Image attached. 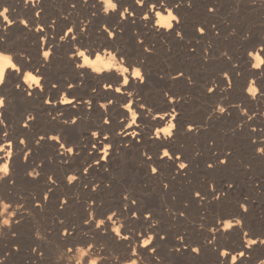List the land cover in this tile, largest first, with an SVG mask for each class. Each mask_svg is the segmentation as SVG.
<instances>
[{
  "label": "rangeland",
  "instance_id": "rangeland-1",
  "mask_svg": "<svg viewBox=\"0 0 264 264\" xmlns=\"http://www.w3.org/2000/svg\"><path fill=\"white\" fill-rule=\"evenodd\" d=\"M49 1L46 2V4H45V6L48 4V6L46 7L47 15H50V13L59 10V6L54 1L50 2L51 5H50ZM150 1L151 2H155L156 0H150ZM166 1L167 2L169 1L168 3L166 2L167 5L179 2V0H177V2H176V0H172V1L171 0H166ZM197 3H198V5H197ZM233 4L234 3L231 0H209V1L208 0H204V1L203 0H192L191 7L187 6L186 3L183 4L182 6H184V7H182V9H181V15L180 16L183 15L182 18L184 19V22L186 23L185 25L188 28H190L195 21L201 19L202 16H204L206 13L210 12L208 10L209 6H214L215 7V12L212 13L214 19L211 20V24H212V21H213L212 25H215V28H216V29L214 28L212 30L213 31V35L207 37V38H209V40L206 38L205 39L206 41L205 40H203L204 42L200 41L198 43V45H191V41L188 38L189 36H185L184 35V40L182 39L181 44H179V43H172L171 45L167 44V46L165 45L166 47L165 46L163 48L160 47L161 50L163 49L162 52H161V50L159 48H157L155 53L150 58V62H149V66L152 64L149 67V69L152 72V76L154 77V79H153L154 83H151V90L153 91V94L155 95V108L158 105H160V106L163 105V106H161V109L162 110L165 109V104L163 103V101L160 100V96L164 95L165 92H168V95L174 94L176 96L178 94L177 97H179V98H181V95L183 94L182 96L185 98V102L184 103L182 102L183 106L181 105L180 110H179L180 111V116L182 118L181 120L183 121V119H184L185 123L183 121L182 123H184V124H181V125L177 124V129L179 130L180 127H181L182 128L181 131L183 130V133H182V135L179 134L178 137H175V142H174L175 144L169 146L170 147L168 149V150H170L169 152H172V150H173L174 152L178 151V154H182V153L185 154V155L188 154L187 155L188 158H190V156L194 154V156L198 157L199 163L201 165H203L205 168L207 167L205 165H207L208 163H211V160L210 161H208V160L212 158V154L213 155H217V154L219 155V154H228V153H230L231 154L230 161H228V163L225 166L226 168H228L227 171L225 170L226 169L225 167L217 166L215 168L217 170L213 169V170H211L212 172L207 170L208 167L206 168L207 171L205 170V171L200 172L202 180H204V182L207 183L209 188H212L213 186L215 188H220L219 186H221V184L222 185H232L233 188H234L233 191L230 194H227V197L229 199L226 196H224V192L221 191L223 196H224V198L226 199V200L222 201L223 205L221 204L222 202L221 203L219 202L217 204H213L214 206L213 205H210V206L207 205L199 214V212L196 211L197 210L196 207H194V206L192 207L187 201L184 202L185 199L182 200L183 199V195H185V193H186V188L181 187L179 184L178 185L175 184L176 188L173 187L172 188L173 191L172 190L170 191L171 195H172V197L170 198L171 200L170 199L167 200L166 197L161 196L162 193L158 190V183L155 182V179H153V181L152 180L148 181V180H144L143 179V177L141 176V172H140V170L137 167V159H136L135 156L131 155V154H134V153L137 154L138 152L135 151L134 149L129 148L128 143H123V142H119L118 143V148L115 149V152H114V154H122L121 155L122 157L120 156L119 157L120 159H117V161L115 163V164H117V166H114V168H112L110 170L111 173L109 174L108 178L106 177L107 179L104 178V177L102 178L101 174L98 175V173H92V172L89 171L86 174L82 173L86 177L85 180H82L83 182L82 181H80L78 183L76 182L77 184H74V185L70 186V184H68L66 182L65 176H68L69 174H73V173L75 175H77V173H79V172L76 171L75 169L81 168V167H86V166H83L84 165V160L87 159V154H90L89 153L90 149H88L87 152L85 151V153H84L82 150H79V149L76 148L77 156H76L75 160L69 161V160H63V159L58 158V159H56V162H55V158L52 156V154L49 153V152H51V150H50L51 147L49 148V146H51L50 143H49V145H48V142H47V143H45L43 145L36 146L34 144V142L31 141L32 139H30L28 137H23V139L26 141L27 147L28 146L29 147L32 146L30 148L31 149L33 148V149H32V152L29 154V157H30L29 161H24L22 159V157H21V160H22V162L26 163L29 167L31 166V168H32V165L34 166L33 162H36L37 164H40L41 167L38 169V171L40 172L41 176H38V178L35 179V180H33L32 178H29V177H27L26 180H23V179L19 178L22 181L19 180V179H17V180L15 179L16 180L15 187H16V190L19 191V192L16 191V195L18 197H17V199L12 200V202L14 204L15 203L23 204L24 205V209H27V211L18 212L19 214L17 213L16 218H14V220L19 219V216L21 214L22 215L24 214L23 216L25 217V219L21 222L20 225H18V226L14 225L13 226L14 229H12V231H15L16 233H18V236L16 235L15 237H13L11 232H10L9 233V237H8V235L3 236L4 238L0 237V239L1 238L2 239L7 238L8 243H10V245L12 244L11 247H12V249L14 251V254H13L14 256H12L13 259L11 261L12 263H13V260H14V264H18V263L19 264L20 263L29 264V262H32L30 264H56L55 257H56V254H57V252H56V245L57 244H59L63 248H67L69 245H73V248H72L71 252L68 253V255L69 256H75L76 252H77L76 251L77 248H75V246L76 245H85V243L87 241H89V240L93 241L94 243L97 241L95 243L97 245V248L95 249L96 251L99 250V246L100 245H105V243L107 242L106 244L108 245V248L104 249V252H105L104 254H108V253H110V251L111 252L114 251V252H117V253H119L121 255V259L122 260L126 259L127 257H129L128 252L130 250H128V252H127V249H125L124 246H121V247L120 246H116L117 247L116 248L115 245L113 246L112 244H110L105 238H101L100 237V239H99L98 235L95 233L96 229H91L90 230V226L89 225L82 223V221L85 219L86 216H88V218H91L89 213H91L93 215H96L97 219H102V218H104V217H102L103 216L102 213H107V215H110L113 211H116V209H117L116 205H115L116 204V199H117L116 193L119 196H122L121 193L124 192L123 194L128 196L129 199H136L138 197L140 201L137 200V204L140 205L141 209H143L144 207L147 208L149 211H151V209H152L151 212L154 215V216H152V219H154V220L159 222V223H157L159 235L166 236V239H168V237H170L169 240H167V242L165 243L164 247L163 248L161 247L162 252H160L161 251L160 250L159 253L157 254L160 257H162V261L161 262H156V259H155V261L154 260L151 261L146 256V254H144V255L142 254L145 257V259L147 258V260L151 261V264H159V263L160 264H201L200 262H202L204 264H213V263H215L214 262L215 255L217 254V252L219 253L220 249L221 250L224 249V244H227L230 247L233 246L232 248L235 249L236 245H237V242H238V239H237V237L234 234H232L233 237L230 236V235H228V236H224L223 235V237H222V235L218 234V236H216V237L220 236L218 238V240L220 241L219 242L220 248L219 249H213V247L211 245H207L208 246L207 249L206 250H202V253L199 254L198 257H197V258H199L202 261L198 260L197 258H194V256H191L189 254L184 255L186 257L182 256L180 258V256H175V255H172V254L169 253V252L173 251V248H174V245H173V243L171 242L170 239L172 237H173L172 239H176L175 236H177V234L183 235L185 237V242L191 244V246H193V245L194 246H199L200 239H201V241L203 240V242H204V239H205V237L208 234V232L205 231L204 228H201L200 225L204 224L205 228L213 226V225H214V227H216V225H217L216 224V220L221 218L222 212L223 213H229L231 211V209H232V206H231V205H233L232 203L237 201V199L239 200L241 197L244 198L245 196H247L249 198H253L254 202L259 206V208L256 209V211H252L251 212V215H252L251 217L257 218V219H258V217L264 218V205H262V204H264V186H263L264 185V183H263L264 182V156L262 157L261 155L255 153V151H254L255 148H253L252 145H251L252 142H253L252 138H247L244 135H242V136L241 135H237L236 133L233 134V131L231 130V129L235 128L236 125L238 124V123L233 121V119L235 120V118H233V116H232V113L234 112V110H235V114H237L239 112L240 114H237V115H242L241 114V108H243L244 104L241 101H239L238 88H240V87H239V85L237 83L233 84L231 82L230 86L229 85L227 86V84L225 83L224 87H225L226 90H224V87L222 86L219 89V94L218 93H212L211 94V93L207 92V90H206L207 88H210V84L217 78L218 75H224L225 73L227 74L228 71L224 68V65L222 63L224 60H227V57H231V62H232V64L234 66H239V67H241V69H242V67H245V66H247L249 68V61H251V59L247 55V53H248L249 50H256L257 46H258V43H256L257 42L256 34L253 35V33H258V30L260 31V28H262V31L264 32V15L259 17L258 15L253 13L252 11L246 10L243 6H241V5L239 6L236 3H235V5H233ZM4 5H6V4H4ZM203 7H204V9H203ZM241 7H242L243 10L244 9L245 10L243 11L241 9ZM10 11H12V12L8 13V15L12 19H13L14 16L18 17L19 15H21V16H19L17 18L19 21H20V19H27L26 15L25 14H19L16 8H13V9L10 8ZM201 11H202V13H201ZM199 13H200V16H199ZM165 14H166V12H165ZM191 14H193V15H191ZM202 14H204V15H202ZM212 25H211V27H212ZM17 28H18V30H17ZM23 28H25V25H23L20 22H18L17 24H13L11 26V28L8 29L7 34L5 33L7 36L4 35L5 39H3L2 42H4L6 45L11 43L10 41L14 42V44H15L14 46L18 47V49H20V51H21V53L23 54L24 57L27 56L26 57L27 60H30L31 59V55L34 53L33 49L35 48V43H34L35 41L33 40L31 42V40H29L30 38L24 32ZM197 28L198 27H196V30H197ZM14 30H15V32L17 31V33H16L17 36L14 34L15 33ZM19 30H20V33H19ZM21 30H23V31H21ZM233 30H235V34H232ZM217 32L219 33L218 37H217L218 40H216V36H217L216 33ZM246 34H250L248 39H244L243 38ZM8 36H9V38H8ZM213 36H215V37H213ZM13 38H14V40H12ZM211 38H212V40H211ZM20 39L22 40V43H20L21 42ZM213 40H215V41H213ZM24 41H26V42H24ZM27 41H28V43H27ZM39 43H42V38L41 37L39 38ZM200 43H202V44H200ZM20 44H22V46H19ZM254 44H255V46H254ZM185 45H189V47L188 46L185 47ZM52 46H53V48H52ZM55 48H56V46L54 44H52L50 46L51 51H52V49H55ZM1 49L2 48H0V50ZM191 49H195V52H192ZM57 50H60V51H57ZM65 50H66V46H62V47H58V49H56V51H57L56 53L54 52L55 57L57 56V58H58L60 56V58H58V59L56 58L57 60L55 62L56 68H59L58 70L56 69V74H55L56 77L59 76L58 78H63V76L65 74H67L68 70H69V68H67L68 65L63 63L65 61V59L62 60V58H64V57H61L62 56L61 54ZM262 51L263 50L260 51V55L264 56V51L263 52ZM163 52H165V53H163ZM221 53H226L227 56L221 55ZM26 54H28V55H26ZM160 54H162V55H160ZM243 58H244L245 61H243ZM152 59H153V61H152ZM238 59H239V61H238ZM201 62H202V64H201ZM56 63H57V65H56ZM163 66H165V67H163ZM60 68H61V70H60ZM66 68L68 70H66ZM222 69H224V70H222ZM241 69H239V71H238L239 76L242 75V70ZM181 70L184 72L183 78H184V81L186 80V83L188 82V80L185 78V76L186 77L187 76H191L192 77L193 83H191V84L189 82L187 83L188 87L190 86L189 88L183 87L182 84H179L177 81H175V80L173 81V79H172V77H175V75L179 74L178 71L180 73H183ZM25 71H29V70H25ZM155 72H156V75H155ZM157 77H159V78L157 79ZM162 79H164V80L162 81ZM248 79H247V81H245L246 84H249L250 80L255 79L256 80V84L259 87L260 81L264 80V75L260 76L259 78H251L250 77ZM155 80H156V82H155ZM157 80H160V82L157 81ZM172 82H174V83H172ZM153 84H155V85L152 86ZM178 84H179V86H176ZM246 84L243 85L244 90H245ZM180 85H181V87H180ZM182 88H183V90L180 91L179 89H182ZM233 88H235V89L233 90ZM76 90H78L80 92L78 93V91H76ZM262 90H264V89H262ZM63 92H65V91L62 90L60 92V95ZM85 93H86V95H85ZM236 94H237L238 97L235 96ZM73 95L76 98H78V96H79V99L81 97H83L84 100L86 98H88L87 91L83 87L76 88L74 90V92H73ZM17 101L15 100V102H13V103H15V105L12 103V111L11 112L15 113V114L16 113L18 114L19 112H18L17 109H20V106H18V103H20V101L19 102H17ZM221 101L223 102V105L226 102V104L224 105L226 108L228 107V102H231L233 105L236 106L237 110L234 109L232 111V113H231L232 121H224V120L218 119L217 118L218 117V113L215 115V117L212 116V119L208 118V116L212 112L213 108H215L217 106V104L219 102H221ZM15 106H18L19 108L15 107ZM160 106H158L155 110H157L159 108L158 110L161 111ZM240 106H242V107H240ZM15 108H16V110H15ZM249 110L250 109L248 108V112H249V114H251L253 111H251V110L249 111ZM77 112H79V111H75L74 113L70 112L69 115L71 113L75 114ZM72 114L69 116V118L72 116ZM84 117H86V119L82 118V121L80 122V124L79 123H78L79 125L77 124V126L79 128L81 127V129H79L78 127H77V129L83 131V133L84 132H89V129H91V128L88 129V126L91 123V119L93 118V117L85 116V115H84ZM259 117L263 118L264 116H259ZM83 122H85V124ZM193 122L195 123V126H197V128L199 129V131H197L199 133L196 132L195 134H189V133H187L185 131V127H186V125H188V123L190 124V123H193ZM220 122H221V124H220ZM38 124H39V126H38ZM38 124L36 126H34L31 130L34 131V132H36L37 130L40 131V130L43 129V127H45L49 123L46 120H44V118H41V120L38 121ZM85 125H86V127H85ZM58 129L56 130L55 134L59 136L61 142H64V140H66V136H65L66 134H65V132H63L64 129L63 128L61 129L60 126L58 127ZM92 130H94V129H92ZM178 130H176L175 133H177ZM64 137H65V139H64ZM238 138H239V140H238ZM212 141H215V143H212ZM28 143H29V145H28ZM33 145H35V147L36 148L38 147V148L37 149L34 148ZM125 145L129 148L128 151L123 150L121 152V150L126 147ZM75 146H77V144H75ZM83 146H85V144H83ZM151 150L154 152V147L150 148L149 151H151ZM149 151H147V152H149ZM142 153H140V154H142ZM197 153H199V155H197ZM83 154H84V156H83ZM127 154L129 156V158H128ZM39 155L41 156V158H40ZM78 157H79V159H77ZM31 158H33V160ZM83 158H84V160H83ZM125 158L127 160H125ZM35 159H36V161H35ZM44 159H45V161H44ZM80 159H81V162H80ZM258 159H260V160H258ZM231 161H232V163L229 164V162H231ZM30 162H32V164ZM78 162L81 165H78ZM43 163H45V164H43ZM248 164H251V168H246L245 167V165H248ZM201 165H200V168L202 167ZM133 167H134V170L132 169ZM29 169L30 168H28L27 171ZM41 169H42V171H41ZM113 169H114V171H113ZM137 169H138V171H137ZM204 173H205V175H204ZM91 174H93V175H91ZM111 174L113 176H115L114 179H111ZM49 176L52 177L53 181H56L55 184H51V182L48 181V177ZM208 177H210V178L208 179ZM61 179H62V181H61ZM90 180H91V182H90ZM109 180H110V182H109ZM141 180L143 182H140ZM24 181H25V183H24ZM46 181H48V182L46 183ZM191 181L194 182L193 179H190V182ZM105 183H111V185H112L111 187L112 188L106 189V187H105L101 191V193H100L101 195L99 194V196H98L97 204H95V205L92 204V199H91V196L89 195V192L91 191L93 185H96V184H99V185L103 184L104 185ZM84 184H87L89 188L88 187H84L83 186ZM162 184H165L164 181H162ZM191 184L194 186V183H191ZM45 185H46V187H45ZM48 185L49 186L52 185V186L47 188ZM136 185H138V188L136 187ZM260 185H261V187H260ZM72 186H73V188H72ZM78 186H79V188H77ZM66 187L67 188L69 187V189H67ZM134 187H135V189H134ZM49 188H51V190H53L54 192L53 191H49ZM83 188H84V190H83ZM177 188H179V191H178ZM200 188L201 187L199 185H197L196 189H200ZM23 189H24V191H23ZM183 189L185 191H183ZM135 191H136V193H135ZM181 191H182V193H181ZM47 192L48 193L51 192L52 199H51L50 203L47 206L42 207V209H41L40 207L36 206V202H33L32 199L34 197H37L36 195H39V194H41V195L43 194L42 197H44ZM102 192L104 193V196H103ZM109 192H110V195H108ZM114 192H116V193H114ZM248 192H249V194H248ZM193 193H195V191ZM105 194H107L108 196L105 195ZM178 194H180V195L182 194V195L180 196ZM240 194H241V196H240ZM144 195H145V197H144ZM176 195H177V197L179 196L178 197L179 199L176 197ZM148 196H149V198H148ZM99 197H101V198H99ZM106 197H108V198H106ZM176 198H177L178 202L180 203V205H178L177 201H175ZM151 199H153V200H151ZM156 199H157V201H156ZM29 200H31V201H29ZM64 200L68 201V204L64 208L61 209V208L56 206L57 204H59L60 202H62ZM58 201H60V202H58ZM110 201H111V204H110ZM146 201H148V202H146ZM153 201H154V203H153ZM155 201H156V203H155ZM181 201H183L182 204H181ZM225 201H226V203H225ZM75 202H78V203L75 204ZM87 203H89V204H87ZM103 203H104V205H103ZM145 203H147L149 205V208H148V205L145 204ZM152 203L154 205H152ZM170 203L172 204L171 206H170ZM228 203H229V206H227ZM50 204H51V206H50ZM80 204H81V206H80ZM90 204H91V206H90ZM85 205H87V207ZM105 205H107V206H105ZM110 205H111V207H110ZM126 205H127V202H126ZM184 205H188V206L185 208ZM55 206H56V208H55ZM101 206H102V209H101ZM84 207H86V208H84ZM98 207L100 208L101 211L99 210ZM136 207H137V205H134V207H133V205L130 206V208L132 210H135ZM190 207H191V209H189ZM123 208L125 210L124 211L125 213H123L121 215V217H118V218L123 220L124 224L135 222V227L137 228V231H144L143 228L146 229V227H147V225L145 224V221H140V222H138V221H132V222L128 221L126 219V217L129 216L130 213L128 211V207H125V203L123 205ZM53 209H54V211H53ZM63 209H65V211ZM111 209H112V211H111ZM208 209L209 210L211 209V210L209 211ZM262 209H263V211H262ZM66 210H67V212H66ZM98 211H100V212L97 213ZM160 211H161V213H160ZM178 211H184L186 218L185 217H178V215H179ZM191 211H193V212H191ZM194 212H195L196 215L194 214ZM163 213H165V216H164ZM98 214H99V216H98ZM166 215H168V216H166ZM261 215H262V217H261ZM100 216H101V218H100ZM167 217H170V218L172 217V218L169 220ZM211 218H213V219L211 220ZM132 219L136 220V217L133 216ZM159 219L161 220V222H160ZM60 220L64 221V226L65 225L66 226L74 225L75 226V230L76 231L78 230V232L74 231L75 235L73 234V236H71V239H69L67 241V243L65 241H61V239H60L61 231H62V225H60L59 222H58ZM206 222H207V224H206ZM57 223L60 226H58ZM210 223H211V225H210ZM161 224L164 226V227L163 226L162 227L165 228V229H163L161 227ZM143 225H144V227H143ZM37 228H39V230H40V232L42 234L47 236V240H43L42 241V240L36 239V236L34 234L36 233ZM182 228H183V230H182ZM58 229H59V231H58ZM71 229H72V227H71ZM198 229H199V231L197 232ZM202 229H203V231H201ZM72 232H73V229H72ZM168 232H169V235H168ZM197 233H198V235H197ZM201 233L203 235H201ZM205 233H206V235H205ZM103 234H107V233H103ZM82 236H83V238L86 237L87 239L86 238L83 239ZM199 236H200V238H198ZM203 237H204V239H203ZM16 238H17V240H16ZM166 239H164V240H166ZM31 240H32V242H30ZM191 240H193V241H191ZM198 240H199V242H198ZM76 241L78 242V244H77ZM102 241H103V243H102ZM193 242H195V243H193ZM17 244L20 245L18 252H17V249H15L13 247L14 245H17ZM37 244L40 245V249L37 252L34 253L32 251V249ZM234 244H235V246H234ZM172 246H173V248H172ZM210 249H212V250H210ZM23 251H24V253L22 254ZM39 251H43L44 252V256L41 257V258L38 255ZM205 251L207 252L208 255H206ZM203 252H204V255H203ZM212 252L215 255H213ZM18 253H20V254H18ZM85 255L86 256H84V259L81 260V261H77L75 259H73L71 261L63 260V261H61L62 262L61 264H79V263L80 264H85V263L87 264V262H88V264H91L90 257H88L87 254H85ZM162 255L163 256L165 255V256L163 257ZM166 256H167L168 260L166 259ZM208 256H209V258H208ZM26 257H28V258H26ZM174 257H176V259H173ZM19 258H20V260H18ZM87 258H89V259H87ZM204 258H206V259H204ZM210 258H211V260H210ZM182 261H184V262H182ZM102 264H111V262L110 261H106V262H102ZM117 264H118V262H117Z\"/></svg>",
  "mask_w": 264,
  "mask_h": 264
},
{
  "label": "bare ground",
  "instance_id": "bare-ground-1",
  "mask_svg": "<svg viewBox=\"0 0 264 264\" xmlns=\"http://www.w3.org/2000/svg\"><path fill=\"white\" fill-rule=\"evenodd\" d=\"M49 0H38V3L36 5V7H34L31 3V0H29V3L27 6H25L24 4V0H0V4H8L11 6V9L13 8H16L18 13L19 14H25L26 17H27V20H28V26L23 28L24 32L29 36V40H31V42L34 40L35 42V48L33 49L34 50V53L31 55V59L30 60H27L26 57L23 56V54L21 53L20 49H18V47H15L14 45V42L10 41L11 43H9L8 45H6L4 42H2V40H0V48H2L3 50L5 51H8V52H11L14 54V60L15 62L18 64V66L20 67H23L24 70H31L34 72V74H37V75H43L44 79L42 81L43 85H44V92L41 93L36 87H33V88H29L28 85L26 83H23L22 80L20 79V74H17V75H13L12 73L15 71L13 69H8L7 70V79H6V86H3V85H0V95H3L5 96V103H6V108L5 109H0V111L4 112V116L3 117H0L2 119L5 120L7 126H8V130H9V137L14 141V155H13V163L11 165L12 169H13V175L15 177V179H23V180H26L27 177L24 175L25 171H27L28 168H31V166L29 167L26 163L22 162L21 160V157H22V149H25V145H21L18 143V139L20 138H23V137H28L30 139H32L31 141L34 142L35 139H39V136L41 135H45L47 134V136H45V140H47V137L48 136H57L55 134L56 130L58 129V127L60 126L61 129L63 128L65 132V136H66V140H64V142H61L60 140V143H63L65 144L66 147L68 146H73V144H69L68 141H75L77 146L76 148L79 149V150H82L84 153L85 151L87 152L88 149H90V144L93 142L94 138H91L89 136V132H84L79 130L81 129V127L79 128L78 126H64L62 125V121L65 120V119H68L69 116L72 114L69 115L70 112H75V111H79V112H82L85 116H90V117H93L91 119V123L89 124L88 126V129L91 128V129H94V130H98L99 128V125L101 123V118H102V112H101V109H99V107H96L95 106V101H102L104 99L102 98H107V97H111L113 95H116L118 98H120V94H114L111 89H114L115 87H121L122 88V91L125 92V94H127L128 91H132L133 92V96L132 97H129V99H139V97L136 96V92L139 91V94L141 97H143L144 101L146 103H148L149 106H152L153 107V115H157V118H159V116H164L165 117V120L163 121V124H166L169 120H172V114L173 112H175L176 114L178 113L179 114V124H184L182 123L183 121L181 120V116H180V107L182 105V102L184 103L185 102V98L181 95V98L177 97V95L175 96L174 94L172 95H168V97H165V95H162L160 96V100L163 101V103L165 104V109L162 110L161 109V106L163 105H158L160 106V110H155V95L153 94V91L151 90V83H154V77L152 76V72L150 71L149 67L152 65L149 66V62H150V58L152 57V55L155 53L156 49L160 47L163 48L165 45L167 46V44H172V43H179L181 44L182 42V39L178 38L175 36V31H171L169 32L168 30H165L163 28H160L159 26H156L155 28L153 27V24H154V20H155V17H154V14L150 15V19L148 21H145L143 19V16H144V13L145 11L147 10L148 6L150 3H152L150 0H144V4H145V7L141 8L139 5H136L134 4L133 0H116L117 4H118V9L117 11L119 12H123L124 8H127L128 9V12L125 13L123 16L122 15H117L115 12L113 11H110L109 13L105 14L102 9L104 7L103 3H102V0H87V3L84 2V0H50L49 3L51 1H54L58 6H59V10L55 11V12H52L50 13V15H47L46 13V7L48 6V4L45 6L46 2H48ZM172 1V0H171ZM204 1V0H203ZM209 1V0H208ZM235 5L238 4L239 6H243L246 10H250L252 11L253 13H255L256 15H258L259 17H261L262 15H264V6H261L259 4V2H256L254 3L253 0H231ZM156 2V1H155ZM167 2V1H166ZM169 2V1H168ZM167 2V3H168ZM177 2V0H176ZM75 3L76 4V7L73 8L71 7V5ZM202 3V2H201ZM213 3V2H212ZM230 3V2H229ZM120 4H123V8L119 7ZM207 4V3H206ZM214 4V3H213ZM51 5V3H50ZM49 5V6H50ZM158 7H159V3L157 4ZM198 5V3H197ZM169 7L172 6V4H168ZM206 6V5H205ZM53 7V6H52ZM182 7L184 6H181L176 12L177 14H179V16L181 15V9ZM55 8V7H54ZM187 8V7H186ZM207 8V7H206ZM238 8V7H237ZM204 9V7H203ZM242 9V7H241ZM244 9V10H245ZM37 10H41L40 11V15L39 16H35L34 13L37 11ZM161 11H164V9H160ZM238 10V9H237ZM243 10V9H242ZM243 10V11H244ZM49 11V10H48ZM135 11V16H132L131 13ZM189 11V10H188ZM249 11V12H250ZM12 12V11H10ZM9 12V13H10ZM166 12V11H165ZM195 12V11H194ZM193 12V13H194ZM209 12V11H208ZM246 12V11H245ZM202 13V11H201ZM213 12H209V13H206L204 16H202L201 19L195 21L192 26L190 28L186 27V23L184 22V19L182 18V16H180L181 18V25H180V31L183 33V35L185 36H189L188 38L190 39L191 41V45H198V43L200 41H203L205 40L208 36H211L213 35V27H211V25L213 24V21H212V24H211V20L214 19L213 17ZM13 14V13H12ZM246 14V13H245ZM251 14V13H250ZM24 15V16H25ZM193 15V14H191ZM21 16V15H19ZM18 16V17H19ZM198 16V15H197ZM199 16H200V13H199ZM255 16V15H254ZM17 16L13 17V20L16 21L15 24H17L19 22V20L17 19L18 18ZM125 17H127V19H125ZM216 17V16H215ZM188 18V17H187ZM190 18V17H189ZM216 19V18H215ZM262 19V18H261ZM194 20V19H193ZM218 20V19H217ZM216 21V20H215ZM220 21V20H219ZM0 23H5L2 18H0ZM173 23H175V21H173ZM40 25L42 26V30L40 32H37L36 29H37V26ZM73 28V32L72 33H68L67 32V29L68 28ZM196 27H205V33L206 34H200L197 30H196ZM11 26L8 28L10 29ZM14 28V27H13ZM80 28H84L86 31L84 32H81L80 31ZM15 29V28H14ZM216 29V28H215ZM258 29V28H257ZM18 30V28H17ZM21 30V31H23ZM107 31H112V32H116L117 33V36L115 39H112L111 37H107L106 36V32ZM12 32V31H11ZM15 32V30H14ZM17 31L14 33L16 36H17ZM19 33H20V30H19ZM22 33V32H21ZM67 33V35H65ZM253 33V32H252ZM251 33V34H252ZM7 34V33H6ZM4 32V30L0 29V36H7ZM13 34V35H14ZM221 34V33H220ZM256 34V40L258 43V45H261L262 41H264V32L262 31V28H260V31L258 30V33H253V35ZM76 36V40H71L70 38L72 36ZM10 36V35H9ZM8 36V38H9ZM230 36V35H229ZM19 37V36H18ZM42 38V43H39V38ZM61 37H64V39H61ZM215 37V36H213ZM218 35L216 36V40H218ZM12 38V37H11ZM15 38V37H14ZM14 38L12 40H14ZM209 40V38H207ZM11 40V39H10ZM21 40V39H20ZM139 40H143L145 42V47L151 49V52L150 53H146L144 52L139 44H138V41ZM184 40V39H183ZM212 40V38H211ZM254 40V39H253ZM19 41V40H18ZM206 41V40H205ZM215 41V40H213ZM26 42V41H24ZM204 42V41H203ZM202 42V43H203ZM22 43V40L21 42ZM28 43V41H27ZM188 43V42H187ZM200 43V44H202ZM19 44V43H18ZM32 44V43H31ZM54 44L56 46L55 49H50V46ZM26 45V44H25ZM33 45V44H32ZM66 46V50L61 54L62 56L61 57H64L62 58L65 59V61L63 62L64 64L68 65L67 68H69V70L66 68V70H68V73L65 74L63 76V78H58L56 77V69L58 70L59 68H56L55 66V62L58 58H60V56L57 58V56L55 57L54 55V52L56 53L57 51H60V50H57L58 47H62V46ZM19 46H22V44H20ZM27 46V45H26ZM165 46V47H166ZM175 46V45H174ZM189 47V45H185V47ZM203 46V45H202ZM255 46V44H254ZM24 47V46H23ZM171 47V46H170ZM191 47V46H190ZM195 47V46H194ZM197 47V46H196ZM249 47V46H248ZM21 48V47H20ZM53 48V46H52ZM65 48V47H64ZM63 48V49H64ZM175 48V47H174ZM177 48V47H176ZM1 49V50H2ZM27 49V48H26ZM61 49V48H60ZM62 49V50H63ZM90 49H95L97 52L100 53V55L102 57H104L105 60L108 59V53L109 52H116L117 53V61L119 62L121 60V56H120V53L123 52L126 54V56L123 57V62L125 64V61H128V62H131V63H134L136 64L137 66L140 65V63L142 62L144 67H143V71H145L146 75H147V82L144 83L143 85L140 86V89H135V87L133 86V88L129 89L125 86H123L122 84V77H120V83H116L115 81L117 80L119 74H111V73H108L107 70H105V72L103 73V76L105 77V82H109L110 84L113 85V87L110 88V90H105L102 88L101 86V81L97 78V74L92 72L91 69H84V70H81V69H77L74 64H73V53H77L78 51L80 50H83L85 51L87 54H89L91 56V52H90ZM102 49H106V51H101ZM22 50V49H21ZM25 50V49H24ZM161 50V49H160ZM163 50V49H162ZM161 50V52H162ZM23 51V50H22ZM32 51V50H31ZM43 51H50L51 53H53V55L50 56V62H46L43 57H42V52ZM165 51V50H164ZM264 51V50H263ZM262 51V52H263ZM28 52V51H27ZM61 53V52H60ZM59 53V54H60ZM165 53V52H163ZM28 55V54H26ZM157 55V54H156ZM162 55V54H160ZM159 56V55H158ZM186 56V55H185ZM194 57V56H193ZM207 57V56H206ZM57 58V59H56ZM156 58V57H155ZM247 58V57H246ZM91 59H95V56H91ZM222 59V58H221ZM75 60L77 63H82L83 61V58L81 57H78L76 56L75 57ZM191 60V59H190ZM25 61H27L28 63L25 64ZM153 61V59H152ZM151 61V62H152ZM222 61V60H221ZM239 61V59H238ZM242 61V60H241ZM243 61L244 58H243ZM208 62V61H207ZM153 63V62H152ZM223 65H224V68L228 71L227 72V75H218L217 78L210 84V88L214 89V92L213 93H218L219 94V89L224 85H225V80H231V82L233 84H238L240 88H238V91H239V101H241L244 105L243 107H247L249 108L251 111H257V112H264V99H261L259 96L257 97L256 100H252L248 94H246V91L244 90V87L243 85L246 84L245 81H247L248 78H259L260 76L262 75H254L253 73L255 72L254 69L250 70L247 66L245 67H239V66H234L232 64L231 61H228L227 60H224L223 62ZM235 63V62H234ZM239 63V62H238ZM245 63V62H244ZM202 64V62H201ZM242 64V63H241ZM57 65V63H56ZM237 65V64H236ZM247 65V64H246ZM242 66V65H241ZM60 67V66H59ZM165 67V66H163ZM35 69H39L38 72L35 71ZM239 69L242 70V75L239 76ZM61 70V68H60ZM59 70V71H60ZM63 70V69H62ZM155 70V69H154ZM224 70V69H222ZM240 70V71H241ZM65 71V70H64ZM182 71V70H181ZM87 73V75H85L84 73ZM113 72H115V70H113ZM174 72V71H173ZM183 72V71H182ZM58 73V72H57ZM159 73V72H158ZM179 74L175 75V81H177L179 84H182L183 87L185 88H189L188 87V82L186 83V80L184 81V78L180 75V72L178 71ZM160 74V73H159ZM162 74V73H161ZM175 74V73H174ZM184 74V72H183ZM59 75V74H58ZM125 75H128V74H125ZM155 75H156V72H155ZM154 75V76H155ZM216 76V75H215ZM156 78V77H155ZM159 77H157L158 79ZM170 78V77H169ZM186 78V76H185ZM166 79V78H165ZM171 79V78H170ZM80 80H83L84 81V84L83 85H79V81ZM164 79H162L163 81ZM169 80V79H168ZM249 80V79H248ZM160 82V80H157ZM167 81V80H166ZM165 81V82H166ZM174 81V80H173ZM259 81V80H258ZM156 82V80H155ZM170 82V81H169ZM50 83H56L58 85V88L60 89V92L62 90L64 91H68L70 93H73L74 90L78 87H83L86 91H87V94H88V97L89 95H92L93 96V103H94V107L92 110H86L84 108V106L81 104V105H76V107H72V108H68L67 106L65 105H57L55 103H53V105L49 106V105H45L42 103V101L44 99H47L51 96L56 95V92H55V89H52L49 85ZM68 83H71L73 85H78L77 87H75V89H67L66 88V85ZM162 83V82H161ZM174 83V82H172ZM17 84H20V87H16ZM176 85V86H179ZM155 84H153L152 86H154ZM173 85V84H172ZM228 86V84H227ZM93 87H96L99 89L98 93L97 94H92L91 93V88ZM181 87V85H180ZM192 87V86H191ZM154 88V87H153ZM176 88V87H175ZM232 88V87H231ZM177 89V88H176ZM223 89V88H222ZM235 88H233L234 90ZM25 90H27L28 92H32L33 95L32 96H26L25 94ZM170 90V89H169ZM172 90V89H171ZM180 91L183 90L182 89H179ZM185 90V89H184ZM188 90V89H187ZM224 90L225 87H224ZM78 91V90H76ZM173 91V90H172ZM175 91V90H174ZM186 91V90H185ZM190 91V90H189ZM80 91H78L79 93ZM176 92V91H175ZM236 92V91H235ZM76 93V92H75ZM74 93V94H75ZM155 93V92H154ZM158 93V92H157ZM183 93V92H182ZM187 93V92H186ZM77 94V93H76ZM163 94V93H162ZM181 94V93H180ZM212 94V93H211ZM233 94V93H232ZM81 95V94H80ZM83 95V94H82ZM86 95V93H85ZM159 95V94H158ZM216 95V94H215ZM175 97V100H176V103L173 104L172 107H168V105L165 103V100L170 98V97ZM237 96V94L235 95ZM75 97V96H74ZM190 97V96H189ZM238 97V96H237ZM71 98V97H69ZM76 100H79V96L78 98L75 97ZM15 100L17 102L20 101V103H18V106H20V109H17L18 110V114L16 113H12V103L15 102ZM55 101V100H54ZM160 101V102H161ZM229 101V100H228ZM121 102H124L123 100H121ZM158 102V101H157ZM229 103V102H228ZM15 105V103H13ZM20 104V105H19ZM162 104V103H161ZM226 104V102H225ZM224 104V105H225ZM186 105V104H185ZM223 105V106H224ZM18 106H15V107H18ZM183 106V105H182ZM14 107V106H13ZM60 108L61 112L63 113V116H60V117H57L56 120H53L51 117L52 116H56V111H55V108ZM77 107H79L80 109H76ZM239 107V106H238ZM242 107V106H240ZM19 108V107H18ZM111 108V111H112V116L109 117L110 119H112V128L110 130H108L107 133L110 137V139L113 141V148L114 149H117L118 148V143L119 142H123V143H128V146L129 148L131 149H134L135 151H137L138 153L137 154H131L133 156L136 157L137 159V167L138 169L140 170L141 172V176L143 177L144 180H152L155 179V182L158 183V190L162 193L161 196L163 197H166L167 200H169L172 195H171V190L173 187H175V184L176 185H180L181 187L183 188H186V193L185 195H183V199L184 202L187 201L192 207H196L197 210L200 214V212L207 206V205H213V204H217V203H221L222 201L226 200L222 194V192H227L228 194H230L232 191H233V186L231 185V187H229V185H222L219 186L220 188H215L216 189V195L219 197L218 200L216 199H213L212 196L208 195L209 191L211 188L208 187L207 183L204 182V180H202V177L200 175V172L202 171H205L206 168L201 165L199 163V159L197 156H194L191 155L190 158L187 157V155L185 154H179L181 155L182 160H178L176 163L177 165L174 163V162H171V161H168V160H163L161 161L158 156L155 157V153L157 152V150H159V147L161 146V142L157 141L155 142V144H153L152 141L149 140L148 136L145 135L143 140H141V144H137L135 141L133 143H131L129 141L130 137L128 136H117L116 135V132L119 131V125L117 123L118 120L120 119H124L121 115L122 112H124L125 110L123 109H120L119 108V105H114V106H110ZM184 108V107H183ZM228 108V107H227ZM214 109V108H213ZM16 110V108H15ZM133 110L134 111H137L139 112L140 109L136 108L135 105H133ZM234 109H229V111H233ZM237 110V109H236ZM249 110V111H250ZM184 111V110H183ZM49 113H51V115H49ZM237 114H240L239 112ZM235 114V110L234 112L232 113V116L233 118H235V120L233 119L234 122L236 123H240L243 121V117L244 115H237ZM29 115H33L35 117V121H31V120H28V116ZM73 115V114H72ZM182 115V114H181ZM185 115V114H184ZM206 116V115H205ZM235 116V117H234ZM209 117V116H208ZM215 117V115H214ZM41 118H44V120H46L49 124L46 125L45 127H43L42 130L40 131H32L31 129L36 126L38 124V121L41 120ZM218 119H221V120H224V121H232V117H231V114L230 115H224V116H221L219 113H218ZM84 119V118H83ZM88 119V118H87ZM145 120H150V117L148 115H145L144 117ZM188 119V118H187ZM204 119V118H203ZM130 120H131V116L129 114V117H128V120L127 122L130 123ZM199 120V119H198ZM206 120V119H205ZM214 120V119H213ZM27 121L28 123V128H25L23 126L24 122ZM82 121V118L81 119H78V123L80 124V122ZM203 121V120H202ZM86 122V121H85ZM85 122H83L85 124ZM88 122V121H87ZM176 121L174 120L173 123H175ZM200 122V121H199ZM219 122V121H218ZM233 122V123H234ZM41 123V122H40ZM46 123V122H45ZM82 123V124H83ZM139 123V127H133V128H127L125 129V131L129 132V133H132L133 131L137 132V133H140L142 131H146V127H145V124L143 122H138ZM151 123H155V121H152ZM194 123V122H193ZM190 123L193 125V132L189 133V134H195L197 131V126H195V123ZM204 123V122H203ZM211 123V122H210ZM223 123V122H222ZM42 124V123H41ZM78 124V125H79ZM178 124V125H179ZM189 124V123H188ZM213 124V123H212ZM216 124V123H215ZM221 124V122H220ZM235 124V123H234ZM228 125V124H227ZM236 125V124H235ZM39 126V124H38ZM42 126V125H41ZM222 126V125H221ZM77 127L79 129H77ZM86 127V125H85ZM183 127V126H182ZM255 127L256 128V131H252V128ZM231 128V127H230ZM60 129V128H59ZM58 129V130H59ZM83 129V128H82ZM181 127L180 129L177 131V133H175L174 135V138L173 139H170L166 142H164L167 146H171L173 144H175V137H178L179 134L182 135L183 133V130L181 131ZM261 129H264V117H259V115L257 116V118H255L254 120L248 122V123H244L243 124V127L242 129H237V131L235 132L237 135H244L246 136L247 138H252V139H256V144H251L253 148H256L259 144L261 143H264V141H261V137H264V133H261ZM5 126L4 125H0V134H2L3 131H5ZM202 130V129H201ZM228 130V129H227ZM230 130V129H229ZM204 131V130H203ZM199 133V132H197ZM188 134V135H189ZM228 134V133H227ZM234 134V133H233ZM229 135V134H228ZM163 136V134H162ZM234 136V135H233ZM82 137H88V139L86 140H82L81 138ZM186 137V136H185ZM184 137V138H185ZM237 137V136H236ZM65 139V137H64ZM141 137H137V140H140ZM183 139V138H182ZM181 139V140H182ZM180 140V141H181ZM237 140V139H236ZM239 140V138H238ZM237 140V141H238ZM48 142V145L49 143L51 144V146H49V148L51 147V152H49L50 154H52V156L55 158V162H56V159L60 158V159H63V160H69V161H73L75 160L77 154L75 155V157L73 159H68V157H71L72 154H65V155H60L59 153H61L63 150L59 147V145H57L55 142H50V141H45V142H41V145L45 144ZM247 142V141H246ZM30 143V142H29ZM28 143V145H29ZM107 143V142H106ZM83 144H85V146H83ZM31 145V144H30ZM120 145V144H119ZM34 148L35 145H33ZM40 146V145H39ZM45 146V145H44ZM126 146V145H125ZM29 147V146H28ZM32 147V146H30ZM29 147V148H30ZM154 147V152L152 151H149L150 148H153ZM174 147V146H173ZM38 148V147H37ZM36 148V149H37ZM123 148V147H122ZM127 146L125 148H123L121 150V152L123 150L125 151H128L129 149ZM33 149V148H32ZM41 149V148H40ZM47 149V148H46ZM121 149V148H120ZM49 150V151H50ZM145 151H149L148 152V155H151L153 156V159L155 163L158 164V167L160 169V172L157 174V175H154V174H150L149 172V163L150 162H147L146 161V158L140 154L142 152H145ZM170 151V150H169ZM46 152V151H45ZM59 152V153H58ZM81 152V151H80ZM82 152V153H83ZM120 152V153H121ZM184 152V151H183ZM186 152V151H185ZM125 153V152H124ZM128 153V152H127ZM188 153V152H187ZM256 153V152H255ZM103 153H101L102 155ZM129 154V153H128ZM127 154V156H128ZM257 154V153H256ZM100 155V153L98 152H91V154H87V163H92V159L95 158L96 156ZM122 154H114V152L112 153V156H111V159L110 161L107 162V165L110 167L109 170H111L112 168H114V166H117L116 161L117 159H120L119 157L121 156ZM40 156V155H39ZM80 156V155H79ZM84 156V154H83ZM126 156V155H125ZM124 156V157H125ZM218 156H220V159L222 158V160L224 159H227L228 158V155L227 154H217V155H213L212 154V158L209 159L208 161L211 160V163L213 164V167L211 169H207L209 171L215 169L217 166H221V167H225L226 165H218V164H215L214 161L215 159L218 158ZM257 156V155H256ZM32 157V156H31ZM34 157V156H33ZM122 157V156H121ZM254 157V156H253ZM263 157V156H262ZM41 158V156H40ZM47 158V157H46ZM85 158V157H84ZM83 158V160H84ZM127 158V157H126ZM125 158V160H127ZM129 158V156H128ZM205 158V157H204ZM33 160V158H31ZM79 159V157L77 158ZM203 159V158H202ZM260 160V159H258ZM36 161V159H35ZM45 161V159H44ZM85 161V160H84ZM230 161V160H229ZM33 162V161H32ZM32 162H30L32 164ZM59 162V161H58ZM80 162H81V159H80ZM125 162V161H124ZM180 162H186L189 164V168L187 170H181L180 173H178L176 171V167L179 165ZM105 162L102 161V164H104ZM120 163V162H119ZM131 163V162H130ZM133 163V162H132ZM232 163L229 162V164ZM37 164V163H36ZM45 164V163H43ZM50 164V163H49ZM83 164V163H82ZM56 165V164H55ZM78 165H81L79 162H78ZM200 165L202 166L200 168ZM205 165V164H204ZM83 166H87L86 163H84ZM206 166V165H205ZM33 167V165H32ZM41 167V166H40ZM107 167V166H106ZM135 167V166H134ZM134 167L132 168L134 170ZM82 168V167H81ZM226 168V167H225ZM137 169V171H138ZM228 168H226L225 170L227 171ZM67 170V169H66ZM76 170V169H75ZM136 170V169H135ZM206 170V171H207ZM217 170V169H215ZM219 170V169H218ZM223 170V169H222ZM42 171V170H41ZM90 172L92 173H98L101 174L102 178H108L109 174L108 172L105 171V168H102L98 165H93V168L92 169H89ZM114 171V169H113ZM184 171H187V176L183 175L182 173ZM53 172V171H52ZM212 172V171H211ZM219 172V171H218ZM68 174V173H67ZM134 174V173H133ZM208 174V173H207ZM206 174V175H207ZM93 175V174H91ZM205 175V173H204ZM41 176V175H39ZM77 176L80 177V181L82 180H85L86 177L82 174V173H77ZM91 177V176H90ZM215 177V176H214ZM38 178V177H37ZM54 178V177H53ZM57 178V177H56ZM60 178V177H59ZM106 178V179H107ZM210 177H208L209 179ZM217 178V177H216ZM19 179V180H21ZM40 179V178H39ZM190 179H193L194 182H190ZM15 180V181H16ZM18 180V181H19ZM32 180V179H31ZM57 180V179H56ZM98 180V179H97ZM17 181V182H18ZM22 181V180H21ZM28 181V180H27ZM26 181V182H27ZM33 181V180H32ZM31 181V182H32ZM62 181V179H61ZM101 181V180H100ZM104 181V180H103ZM147 181V182H148ZM162 181H164L165 184H168V188L165 189L164 188V184H162ZM83 182V181H82ZM91 182V180H90ZM110 182V180H109ZM140 182H143L142 180ZM154 182V183H155ZM23 183V182H22ZM21 183V184H22ZM25 183V181H24ZM78 183V182H77ZM75 183V184H77ZM85 183V182H84ZM112 183V182H111ZM114 183V182H113ZM191 183H194V186L191 184ZM264 183V182H263ZM20 184V183H19ZM18 184V185H19ZM65 184V183H64ZM219 184V183H218ZM40 185V184H39ZM115 185V184H114ZM134 185V184H133ZM154 185V184H153ZM157 185V184H156ZM197 185H199L201 188L200 189H196L197 188ZM210 185V184H209ZM263 185V184H262ZM52 185H48V187H51ZM65 186V185H64ZM71 186V185H70ZM218 186V185H217ZM244 186V185H243ZM257 186V185H256ZM264 186V185H263ZM262 186V187H263ZM46 187V185H45ZM44 187V188H45ZM115 187V186H114ZM136 187L138 188V185H136ZM242 187V186H241ZM245 187V186H244ZM248 187V186H247ZM261 187V185H260ZM28 188V187H27ZM67 188V187H66ZM73 188V186H72ZM79 188V186L77 187ZM89 188V187H88ZM105 188V186L103 184L100 185V188L97 189L96 191H90L89 192V195L91 196V199H96V201H98V196L99 194L101 193V191ZM112 188V187H111ZM142 188V187H141ZM146 188V187H145ZM148 188V187H147ZM157 188V187H156ZM176 188V187H175ZM243 188V187H242ZM69 189V187L67 188ZM75 189V188H74ZM108 189V188H106ZM110 189V188H109ZM119 189V188H118ZM135 189V187H134ZM144 189V188H143ZM178 191H179V188H177ZM57 190V189H56ZM84 190V188H83ZM89 190V189H88ZM87 190V191H88ZM114 190V189H113ZM137 190V189H136ZM146 190V189H145ZM148 190V189H147ZM250 190V189H249ZM16 187H15V184H11V183H0V197H4L5 199H7L8 201H11L14 200V199H17V195H16ZM24 191V189H23ZM29 191V190H28ZM53 191V190H51ZM112 191V190H111ZM110 191V192H111ZM120 191V190H119ZM141 191V190H140ZM173 191V190H172ZM183 191H185L183 189ZM196 192V191H199L200 192V197L198 198H194L193 195L194 193L193 192ZM222 191V192H221ZM251 191V190H250ZM262 191V190H261ZM19 192V191H17ZM41 192V191H40ZM43 192V191H42ZM54 192V191H53ZM110 192L108 195H110ZM121 192V191H120ZM177 192V191H176ZM175 192V193H176ZM256 192V191H255ZM69 193V192H68ZM103 193V192H102ZM113 193V192H112ZM116 193V192H114ZM124 193V192H123ZM131 193V192H130ZM136 193V191H135ZM182 193V191H181ZM252 193V192H251ZM249 194V192H248ZM247 194V195H248ZM43 195V194H42ZM41 194L39 195H36L37 197H32V201L33 202H36V206L37 205H40L41 209L42 207H45L47 206L51 199H52V194L51 192L50 193H46L45 195H47L49 197V199L47 201H45L43 199ZM63 195V194H62ZM101 195V194H100ZM107 195V194H105ZM107 195V196H108ZM117 199H116V212H117V216L114 217V219H117L118 217H121V215L123 213H125L124 211V208H123V205L125 203L126 205V202L125 201H122L121 199V196H119L117 193ZM115 195V196H116ZM122 195V193H121ZM180 195V194H178ZM182 195V194H181ZM180 195V196H181ZM66 196V195H65ZM103 196H104V193H103ZM131 196V195H130ZM133 196V195H132ZM139 196V195H138ZM241 196V194H240ZM252 196V195H251ZM145 197V195H144ZM156 197V196H155ZM177 197V195H176ZM179 197V196H178ZM177 197V198H178ZM227 197V196H226ZM231 197V196H230ZM236 197V196H235ZM256 197V196H255ZM25 198V197H24ZM23 198V199H24ZM59 198V197H58ZM101 198V197H99ZM103 198V197H102ZM108 198V197H106ZM138 198V197H137ZM149 198V196H148ZM154 198V197H153ZM157 198V197H156ZM177 203L178 205H180V203L178 202ZM228 198V197H227ZM55 199V198H54ZM71 199V198H70ZM69 199V200H70ZM74 199V198H73ZM155 199V198H154ZM179 199V198H178ZM202 199L203 200V203H197V200H200ZM229 199V198H228ZM232 199V198H231ZM235 199V198H234ZM68 200V199H67ZM90 200V199H89ZM104 200V199H103ZM139 200V199H138ZM143 200V199H142ZM153 200V199H151ZM171 200V199H170ZM243 198L241 197L239 200L237 199V201L233 202L231 205L232 206V209L229 213H223L222 212V215H221V231H223V228H222V224H223V221L225 219H230L235 213L239 212L240 209L238 207V202L242 201ZM31 201V200H29ZM77 201V200H76ZM140 201V200H139ZM149 201V200H148ZM146 201V202H148ZM157 201V199H156ZM155 201V203H156ZM233 201V200H232ZM60 202V201H58ZM73 202V201H72ZM150 202V201H149ZM159 202V201H158ZM157 202V203H158ZM183 201H181V204H182ZM71 203V202H70ZM78 202H75V204H77ZM154 203V201H153ZM152 203V205H154ZM176 203V204H177ZM226 203V201H225ZM249 211L248 213L244 214V219L246 221V226L250 229H252V233L255 234V235H262L264 236V218H260L258 217L257 218H253L251 217V212L252 211H256V209L259 208V206L254 202L253 198H250L249 201ZM258 203V202H257ZM55 204V203H54ZM82 204V203H81ZM80 204V206H81ZM89 204V203H87ZM97 204V203H96ZM110 204H111V201H110ZM141 204V203H140ZM147 204V203H145ZM164 204V203H163ZM167 204V203H166ZM223 205V202L221 203ZM34 205V204H33ZM95 205V204H94ZM104 205V203H103ZM109 205V204H108ZM113 205V204H112ZM143 205V204H142ZM148 205V204H147ZM146 205V206H147ZM172 204L170 203V206ZM264 205V204H262ZM51 206V204H50ZM58 207V204L56 205ZM55 206V208H56ZM75 206V205H74ZM87 207V205H85ZM91 206V204H90ZM107 206V205H105ZM132 206V205H131ZM140 206V205H139ZM159 206V205H158ZM183 206V205H182ZM181 206V207H182ZM185 206V205H184ZM188 206V205H187ZM208 206V207H209ZM214 206V205H213ZM226 206V205H225ZM229 206V203L228 205ZM84 207V208H86ZM111 207V205H110ZM114 207V206H113ZM128 207V206H127ZM134 207V205H133ZM157 207V206H156ZM217 207V206H216ZM221 207V206H220ZM223 207V206H222ZM30 208V207H29ZM36 208V207H35ZM50 208V207H49ZM53 208V207H52ZM51 208V209H52ZM99 208V207H98ZM145 208V207H144ZM148 208H149V205H148ZM158 208V207H157ZM165 208V207H164ZM186 208V207H185ZM231 208V207H230ZM40 209V210H41ZM68 209V208H67ZM101 209H102V206H101ZM106 209V208H105ZM161 209V208H160ZM166 209V208H165ZM164 209V210H165ZM191 209V207L189 208ZM212 209V208H211ZM210 209V210H211ZM217 209V208H216ZM220 209V208H219ZM45 210V209H44ZM65 211V209H63ZM62 210V211H63ZM87 210V209H86ZM100 210V208H99ZM207 210V209H206ZM209 210V209H208ZM209 210V211H210ZM227 210V209H226ZM225 210V211H226ZM54 211V209H53ZM63 211V212H64ZM84 211V210H83ZM92 211V210H91ZM101 211V210H100ZM100 211H98L97 213H99ZM112 211V209H111ZM152 211V209H151ZM157 211V210H156ZM195 211V210H194ZM216 211V210H215ZM214 211V212H215ZM222 211V210H221ZM263 211V209H262ZM52 212V211H51ZM67 212V210H66ZM89 212V211H88ZM169 212V211H168ZM167 212V213H168ZM193 212V211H191ZM212 212V211H211ZM217 212V211H216ZM258 212V211H257ZM46 213V212H45ZM161 213V211H160ZM189 213V212H188ZM254 213V212H253ZM19 214V213H18ZM85 214V213H84ZM88 214V213H87ZM164 216H165V213H163ZM187 214V213H186ZM195 214V212H194ZM221 214V213H220ZM219 214V215H220ZM257 214V213H256ZM262 214V213H261ZM24 215V214H23ZM53 215V214H52ZM156 215V214H155ZM192 215V214H191ZM196 215V214H195ZM208 215V214H207ZM218 215V216H219ZM99 216V214H98ZM124 216V215H123ZM154 216V215H153ZM157 216V215H156ZM160 216V215H159ZM163 216V217H164ZM168 216V215H166ZM176 216V215H175ZM179 216V215H178ZM20 217V216H19ZM103 217V216H102ZM262 217V215H261ZM16 218V217H15ZM97 218V217H96ZM101 218V216H100ZM169 220L172 218L170 217H167ZM206 218V217H205ZM219 218V217H218ZM90 219V218H89ZM135 219V218H134ZM162 219V218H161ZM165 219V218H164ZM209 219V218H208ZM207 219V220H208ZM213 218H211L212 220ZM28 220V219H27ZM160 220V219H159ZM142 221V220H141ZM132 222V221H131ZM140 222V221H138ZM161 222V220H160ZM163 222V221H162ZM111 223V222H110ZM135 223V222H133ZM143 223V222H142ZM159 223V222H158ZM215 223V222H214ZM58 224V223H57ZM67 224V223H66ZM140 224V223H139ZM146 224V222H145ZM184 224V223H183ZM207 224V222H206ZM211 225V223H210ZM58 226H60L58 224ZM66 226V225H65ZM135 226V225H134ZM138 226V225H137ZM141 226V225H140ZM139 226V227H140ZM158 229V226L157 224L155 225ZM163 225L161 224V227ZM214 226V225H213ZM217 226V225H216ZM63 227V226H62ZM85 227V226H84ZM88 227V226H87ZM144 227V225H143ZM160 227V228H161ZM164 227V226H163ZM162 227V228H163ZM174 227V226H173ZM176 228V227H175ZM14 229V228H12ZM146 229L148 231H151L152 232V229L151 228H148L146 227ZM165 229V228H163ZM162 229V230H163ZM177 229V228H176ZM88 230V229H87ZM143 230H145L143 228ZM161 230V231H162ZM183 230V228H182ZM7 231V230H6ZM59 231V229H58ZM76 231V230H75ZM180 231V230H179ZM199 231V229L197 230V232ZM203 231V229L201 230ZM56 232V231H55ZM69 232L72 233V236L73 234L75 235V232H72V229L71 227H69ZM78 232V230L76 231ZM9 233L10 232H7L6 235H8L9 237ZM59 233V232H58ZM89 233V232H88ZM92 233V232H91ZM90 233V234H91ZM95 233L98 235L99 239L100 237L101 238H105L110 244H112L113 246L115 245L116 246H124L125 249H127V246L125 244H122L121 242L119 241H116L113 239V235L110 233H107V234H103V233H100V230L96 229L95 230ZM171 233V232H170ZM174 233V232H173ZM190 233V232H189ZM60 234V233H59ZM77 234V233H76ZM124 235H128L129 233L127 232H124L123 233ZM172 234V233H171ZM170 234V235H171ZM219 233H214L213 235H216L218 236ZM234 234L237 239H238V242H237V245H236V248L235 249H238L239 248V241H240V233L239 231L237 232H234L232 233ZM232 234L230 236H232ZM5 235V236H6ZM168 235H169V232H168ZM198 235V233H197ZM201 235H203L201 233ZM206 235V233H205ZM18 236V235H17ZM158 236H159V232H158ZM172 236V235H171ZM207 236H210V234L208 233ZM229 236V237H230ZM97 237V236H96ZM168 237V236H167ZM176 237V236H175ZM220 237V236H219ZM217 237V238H219ZM223 237V235H222ZM233 237V236H232ZM4 238V237H2ZM0 239V255H6V254H9L7 256V260L5 262V264H14V260H13V263L11 262L13 257L14 256V251L10 245V243H8L7 241V238L5 239ZM83 238V236H82ZM86 238V237H85ZM83 238V239H85ZM170 237H168V239L166 240H161L159 238H157L154 242H153V245H150L149 248L153 247V246H156V245H159V247L157 248V251L156 253H150L149 250L147 249H144V248H140L139 249V252L141 254H146V256L149 258V260H154L155 261V257L156 255L159 253V251L161 250V247L163 248L165 243L167 242V240H169ZM173 238V237H172ZM170 239L171 242L173 243L174 247H180L181 245V241L177 240V239ZM185 238V237H184ZM200 238V236L198 237ZM32 239V238H31ZM60 239L61 241H65L67 243V241L69 239H71V236L67 237V238H63L62 236H60ZM79 239V238H78ZM87 239V238H86ZM92 239V238H91ZM94 239V238H93ZM140 237L139 236H136L135 237V240H139ZM187 239V238H186ZM197 239V238H196ZM204 239V237H203ZM10 240V239H9ZM17 240V238H16ZM33 240V239H32ZM32 240L30 242H32ZM80 240V239H79ZM82 240V239H81ZM97 240V239H96ZM104 240V239H103ZM78 241V240H77ZM76 241V242H77ZM193 241V240H191ZM10 242V241H9ZM14 242V241H13ZM58 242V241H57ZM74 242V241H73ZM97 242V241H96ZM95 242V243H96ZM199 242V240H198ZM220 241L218 240V243ZM222 242V241H221ZM224 242V241H223ZM25 243V242H24ZM38 243V242H37ZM80 243V242H79ZM103 243V241H102ZM105 243V242H104ZM107 243V242H106ZM195 243V242H193ZM204 242L203 240L201 241L200 239V242H199V246L202 245ZM35 244V243H34ZM73 244V243H72ZM76 244V243H75ZM78 244V242H77ZM109 244V245H110ZM167 245V244H166ZM220 245V244H219ZM225 245V244H224ZM20 246V245H19ZM169 246V245H168ZM194 246V245H193ZM235 246V244H234ZM119 247V248H120ZM123 247V248H124ZM207 245H204V247L202 248V250H206L207 249ZM233 247V246H232ZM76 248V247H75ZM117 248V247H116ZM169 248V247H168ZM173 248V246H172ZM212 248V247H211ZM113 250V249H112ZM124 250V249H123ZM212 250V249H210ZM221 250V249H220ZM77 251V250H76ZM118 251V250H117ZM18 252V250H17ZM109 252V251H108ZM107 252V253H108ZM111 252V251H110ZM127 252H128V249H127ZM162 252V250L160 251ZM206 252V251H205ZM24 253V251L22 252V254ZM75 253V252H74ZM105 253V252H104ZM164 253V252H163ZM166 253V252H165ZM170 254L172 255H175V256H180V258L183 256V257H186L184 255H191V256H194V258H197L198 255L197 254H194V253H191L190 250L188 249H181V251L177 252V251H171L169 252ZM168 253V254H169ZM247 253H250V255H247L243 258H241V261H238L237 264H256V262L260 259V258H264V245H261V244H256L254 245L251 249H247ZM20 254V253H18ZM167 254V255H168ZM213 254V252H212ZM74 255V254H73ZM203 255H204V252H203ZM206 255L207 252H206ZM215 255V254H213ZM86 256V255H85ZM163 256V255H162ZM165 256V255H164ZM163 256V257H164ZM170 256V255H169ZM201 256V255H200ZM40 257V256H39ZM89 257V256H88ZM125 257V256H124ZM173 257V256H172ZM18 258V257H17ZM25 258V257H24ZM28 258V257H26ZM32 258V257H31ZM30 258V259H31ZM41 258V257H40ZM127 258H130V257H127ZM169 258V257H168ZM203 258V257H202ZM209 258V256H208ZM214 262L213 264H219L220 260L222 259H225L227 260L228 258H223L221 256H219V253L217 252V254L215 255L214 257ZM37 259V258H36ZM84 259V258H83ZM89 259V258H87ZM147 259V258H146ZM166 259H167V256H166ZM170 259V258H169ZM172 259V258H171ZM173 259H176V257H174ZM172 259V260H173ZM183 259V258H182ZM188 259V258H187ZM198 260H200L199 258H197ZM206 259V258H204ZM203 259V260H204ZM17 260V259H16ZM20 260V258L18 259ZM34 260V259H33ZM42 260V259H41ZM168 260V259H167ZM211 260V258H210ZM209 260V261H210ZM197 261V260H196ZM202 261V260H200ZM207 261V260H206ZM18 262V261H17ZM25 262V261H24ZM158 262V261H156ZM164 262V261H163ZM184 262V261H182ZM208 262V261H207ZM32 263V262H29V264ZM34 263V262H33ZM44 263V262H43ZM62 263V262H61ZM68 263V262H67ZM83 263V262H82ZM90 263V262H89ZM201 264H204L202 262H200ZM19 264V263H18ZM22 264V263H20ZM80 264V263H79ZM86 264V263H85ZM88 264V262H87ZM160 264V263H159Z\"/></svg>",
  "mask_w": 264,
  "mask_h": 264
},
{
  "label": "snow or ice",
  "instance_id": "snow-or-ice-1",
  "mask_svg": "<svg viewBox=\"0 0 264 264\" xmlns=\"http://www.w3.org/2000/svg\"><path fill=\"white\" fill-rule=\"evenodd\" d=\"M84 2L87 3V0H84ZM133 2H134V4L139 5L141 8L145 7V4L140 5V4L138 3V0H133ZM159 2H160V0H156V4H158ZM185 3L187 4V6L191 7V5H192V0H191V3H190V4H189V0H183V2H182V3H179V4H178V3H173V4H172V7H174L175 10L177 11V10H178L183 4H185ZM5 6H6V5H4V4H0V11H3V9L5 8ZM71 7L75 8V7H76V4L73 3V4L71 5ZM119 7L123 8V4H120ZM7 8L9 9V12H10V8H11V6H10V5H7ZM117 9H118V7H117ZM117 9H116V10H113V12H115V13L119 16V15H121V12L117 11ZM124 9H125V8H124ZM208 10H209L210 12H215V7H214V6H209V9H208ZM9 12H8V13H9ZM177 12H178V11H177ZM135 14H136L135 11H133V12L131 13L132 16H135ZM34 15H35V16H38V15H40V14H38L37 12H35ZM0 18H2V20L4 21V18H3L2 15H0ZM125 19H127V17H125ZM143 19H144L145 21H148V20L150 19V17H145V16H143ZM4 22H6V21H4ZM19 22H20V21H19ZM6 23H7V22H6ZM20 23H21V22H20ZM23 25H24V24H23ZM180 25H181V19H180L179 22H175V23H174V27H173L172 29L168 30V31L171 32V31L174 30V31H175V36H176V37H178V38H180V39H184V38L179 37V36H178V33H177V30L180 29ZM25 27H27V25H25ZM153 27L155 28L156 25L153 24ZM212 27L215 28V25H212ZM203 28H204V31H203V32H200V31L198 30V28H197V31H198L200 34H206V33H205V27H203ZM36 31H37V30H36ZM80 31H81V32H84V31H86V30H85L84 28H80ZM37 32H40V31H37ZM67 32H68V33H72V32H73V28L71 29V31H68V29H67ZM216 34L218 35L219 33L217 32ZM232 34H235V30H233V33H232ZM249 35H250V34H246L243 38H244V39H248V38H249ZM106 36H107V37H111L112 39H115L116 36H117V33H116V32H112V31H107V32H106ZM0 37H3V36H0ZM183 37H184V35H183ZM4 39H5V38H4ZM70 39H71V40H74L73 36H72ZM0 40H3V39H0ZM75 40H76V38H75ZM261 43L264 44V41H262ZM138 44H139L140 48H141L144 52H146V53H150V52H151V49L145 47V42H144L143 40H139V41H138ZM169 50H170V49H169ZM101 51H106V49H102ZM191 51H192V52H195V49H191ZM44 52H45V51L42 52V57H43V59H44L46 62H50V56L53 55V53H51V52L49 51V52H48V55L45 56V55H44ZM90 52H91V56H95V58H96L97 56H101L100 53L97 52L95 49H90ZM113 53L116 55V59H117V53H116V52H113ZM85 55H87V56L89 57V59H91V56H90L89 54H87L85 51H84L83 53H73V57H74V58H73V64H74V66H75L77 69H81V70H84V69H91L92 72H94V73L97 74V78L101 81V84H102V82H105V77L103 76V73L105 72V70H107V72H108V73H111V74H117V73H118L119 76H118V78H117V80H116L115 82H116V83H120V77H122V84H123V86H125V87H127V88H129V89L133 88V86H134L135 89L138 90V89H140V86H141V85H143L144 83L147 82V75H146L145 71L142 70L143 67H144V65H143L142 62L140 63L139 66H137V65L134 64V63H131V62L125 61V64L122 65V67L125 69L124 72H121V71H120V68H119V67H116V68H106V69L103 70L102 73H98V72H96L95 69H93L90 65L81 67V66H80V63H77V62H76V60H75V57H76V56L83 58V56H85ZM221 55L227 56L226 53H221ZM247 55H249V53H247ZM120 56H121V58H123L124 56H126V54L123 53V52H121V53H120ZM227 59H228L229 61H231V57H227ZM27 63H28V62L25 61V64H27ZM10 69L15 70V71L12 73L13 75L20 74V79L22 80L23 83H25V82L23 81V76L27 73V71H25L23 67H20L19 70L15 69V68H10ZM249 69H250V70H252V69L255 70V72L253 73L254 75H264V66H261L260 68H254V66H253V64H252V61H249ZM113 70H115V72H113ZM35 71L38 72L39 69H35ZM137 71L140 72V76H137V75H136ZM33 73H34V72H33ZM84 74L87 75L86 72H85ZM125 74H128V75H125ZM7 75H8V73L6 72L5 77H4V80H3V81H0V85L6 86ZM180 75H181L182 77L184 76L183 73H180ZM225 75H227V74L225 73ZM40 76L42 77V79H41V84H40V85H37V86H35V87H36L41 93H43V92H44V85H43L42 81H43L44 77H43L42 74H41ZM141 77H143V79H141ZM125 78H126V83H124ZM172 79L175 80L176 78H175V77H172ZM186 79L188 80V82H189L190 84L193 83V80H192V77H191V76H187ZM224 82H225L226 84H228L229 86L231 85V80H225ZM255 82H256V81H255ZM107 83H109V82H107ZM83 84H84V81H83V80H80V81H79V85H83ZM109 84H110V83H109ZM41 85H42V86H41ZM49 86H50L52 89H55L56 95H55V97H54V95H53V96H51V97H49V98H47V99H44V100L42 101V103L45 104V105H49V106H51V105H53L52 101H54V100H55V101L59 100L61 95H60V89L58 88V85H57L56 83H50ZM77 86H78V85H73V84H71V83H68V84L66 85V88H67V89H75V87H77ZM16 87H20V84H17ZM247 87H248V84H246V86H245V91H246ZM93 88H94V87H93ZM93 88H91V90H90L91 93H92V89H93ZM262 89H264V80H261V81H260V84H259V94H258V96H259L261 99H264V90H262ZM106 90H110V88H108V89H106ZM206 90H207V92H209V93H213V92H214V89H212V88H207ZM111 91H112L114 94H120V98H118L116 95H113V96H111V97H107V98H102V99H104V100L112 101L110 104L107 105V107L102 106L101 103H100V100L95 101V106H96V107H99V109H101V112H102V118H101V123H100L99 128H98V135L95 136L93 142L90 144V149H93V152H98V153H100V155H98V156H96L95 158H93V159L91 160L92 163H86V164H87L86 167L77 168L76 171H78V172H80V173H84V174H86V173L89 172V169H92V168H93V165H98V166H100V167H102V168H105V171H106V172L111 173V171L109 170L110 167L107 165V162L110 161L111 156H112V153L115 152V149L113 148V141L110 139L109 135H108V136H105V132H107L108 130H110V129L112 128V127H111V126H112V119L109 118V117L112 116V111H111L110 106H114V105H117V104L119 105V108H120V109L125 110V111L122 112L121 115H120V116H122L124 119H120V120L117 121V123H118V125H119V131L116 132V135H117V136H128V137H130L129 141H130L131 143H133V142L135 141L137 144H141V140H143L144 136L147 135L148 138H149V140L152 141L153 144H155V142H157V141L161 142V146L159 147V150L155 153V157L158 156V158H159L161 161H163V160L166 159V160H168V161L174 162V163L177 165L176 162H177L178 160H182V159H184V158L181 157V155L178 154V151L174 152V151L172 150V152H168V155H164V152H163L164 149H169V148H170V147L167 146L164 142H166V141H168V140H170V139H173V138H174V135H175V131L178 130V129H177V124H179V114H178V113L176 114L175 119H174V120L176 121V123H175L176 128H175V130H174V134H173V136H172V137H165V136H162V134H161L159 137H157V136L155 135V130H156V128H158V127H164V126L166 125V124H163V121L165 120V117H164V116H159V118H157V115H153V114H152V113H153V107H152V106H149L148 103H146V102L144 101L143 97L140 96L139 91L136 92V96L139 97V99H129V97H132V96H133V92H132V91H128L127 94H125V92L122 91V88H121V87H115L114 89H111ZM66 92H67V95H68L69 97H71V98L74 97L73 93H70V92H68V91H66ZM97 93H98V92H95V93H92V94H97ZM25 94H26V96H32V95H33L32 92H28L27 90H25ZM164 95H165V97H168V92H165ZM248 96H249V95H248ZM249 97H250V96H249ZM74 98H75V97H74ZM250 98H251V97H250ZM251 99H252V98H251ZM121 100H123L124 102H121ZM252 100H253V99H252ZM93 101H94V100H93V96H92V103H91V106H89L88 103H85V102H84L83 97H81L79 100L74 99V100H72L70 103H68V104H64V105L67 106L68 108H72L74 104H75V105H81V104H82L86 110H92L93 107H94V103H93ZM165 103L168 105V107H172L173 104L176 103L175 97L173 96V97H170V98L166 99V100H165ZM57 105H60V104H57ZM133 105H135L136 108L140 109L139 112L136 111V113H137V122H136L135 124L127 122L128 117H129V114H130V116H131V112L129 111V108H130L131 110H133ZM5 108H6V103H4V107H3V109H5ZM76 109H80V108L77 107ZM229 109H236V106L233 105L231 102H229V103H228V108H227V110H226L223 114H221V116H224V115H230V114H231V111H229ZM55 111H56V113H60V112H61L60 108H57V107L55 108ZM49 115H51V113H49ZM145 115H148V116L150 117V120H145V119H144ZM0 116L3 117V116H4V112L0 113ZM29 116H30V115H29ZM73 116L78 117V119H81V118H85V119H86V117H84V114H83L82 112H77V113L73 114L69 119H67V122H66L65 120H63V121H62V125H64V126H73V127L77 126V124H78V122H77L78 119H77L76 121L73 122V121H72V117H73ZM105 117H108V119L105 120ZM242 117H243V119H242L243 121H247V119H248L247 116L244 115V116H242ZM51 118H52L53 120H56V119H57V118L54 117V116H52ZM208 118H209V117H208ZM211 119H212V118H211ZM28 120H31V121L34 122V121H35V117H34V118H30V119H28ZM152 121H155V123H151ZM138 122H143V123L145 124V127H146L147 130H146V131H142V132H140V133H137V132L133 131V132H135V135H133V132H132V133H129V132L125 131V129H127V128H133L134 126H135V127H139L140 125H139ZM188 125H189V124H188ZM188 125H186V127H185V131H186L187 133H191V132H193V131H194L193 128H192L191 130H189V129H188ZM23 126H24L25 128H28V123H27V121L24 122ZM242 127H243V125H241L240 123H238V124L236 125V127L233 128V129H231V130L233 131V133H235V132L237 131L238 128H239V129H242ZM196 131H199V129H197ZM3 133H4V131L2 132V134H3ZM261 133H264V129H261ZM262 135H264V134H262ZM45 136H47V134L39 136V139H35V140H34V144H35L36 146H39V145H41V142H42V141H43V142H45V141H50V142H55L57 145H59V147H61L60 138H59V139H56V138H53L52 136H48V137H47V140H45ZM89 136H90L91 138H93V136H94L92 129H89ZM138 136L141 137L140 140H137V137H138ZM8 138L11 139L10 137H8ZM86 138L88 139V137H86ZM106 142H107V143H106ZM18 143L21 144V145H24V141H22L21 139H18ZM68 143H69V144H73V145L76 144L75 141H71V140L68 141ZM212 143H215V141H212ZM252 143H253V142H252ZM105 144H108V145H109V150H108V155H107V156H105L104 151H103ZM253 144H256V143H253ZM64 145H65V144H64ZM93 145H95V148H93ZM258 147H259V145L254 149V151H255L257 154H259V155H261V156H264V154H260V153L257 152V148H258ZM27 149H28V147H25V149H22V150H21V151H22V159H23L24 161H29V159H30L29 155H27V156L25 155V153L27 152ZM31 152H32V151H31ZM58 153H59V152H58ZM101 153H103V154L101 155ZM59 154L62 155L61 153H59ZM76 154H77V151L75 150V151L73 152L72 156H71V157H68V159H73V158L75 157ZM142 155L146 158V161H147V162H150V163H149V172H150V174L157 175V174L160 172V169H159V167H158V164L155 163V162H153V161H154L153 156L148 155V152H147V151L143 152ZM227 155H228V158H227V159H224V160L220 159V156H218V158L215 159L214 163H215V164H218V165H226V164L228 163V161L230 160V157H231V154H230V153H228ZM62 156H63V155H62ZM13 161H14V159L12 158V163H13ZM102 161L105 162V163L102 164ZM33 164H34L33 167H35V166H36V162H33ZM153 164L156 165L155 168H153V167L151 166V165H153ZM180 164H181V162H180L179 165L176 167V171H177L178 173H180L181 170H187V169L189 168V164H188L186 167H183V168L180 167ZM211 164H212V163H211ZM11 165H12V164H11ZM88 165H90V167H89ZM106 166H107V167H106ZM206 166H207L209 169H211V168L213 167V164H212V166H210V164L208 163ZM245 167H246V168H251V164L245 165ZM10 168H11V170H10L9 175L4 176L3 178H0V183H11V184H15L16 181H15V177H14V175H13V169H12L11 166H10ZM86 168H87V171H86ZM41 170H42V169H41ZM182 174L185 175V176H187V171H184ZM24 175H25L26 177L32 178L33 180L37 179V177H38V176H35V177L30 176L29 173H28V171H26V172L24 173ZM114 178H115V176H113V175L111 174V179H114ZM65 180H66V182H67L68 184H70V185H74L76 182H80V177L77 176V178H76L74 181L69 182V180H68V176H65ZM48 181H50L51 184H55V183H56V181H53L52 179H50V176L48 177ZM48 181H46V183H47ZM83 186H84V187H88L87 184H84ZM104 186H105L106 188H111L112 185H111V183H105ZM163 186H164L165 189L168 188V184H164ZM229 187H231V185H229ZM98 188H100V185H99V184L93 185L91 191H96ZM49 191H51V188H49ZM227 194H228L227 192H224V196H227ZM200 195H201L200 192H199V191H196V192L194 193L193 197H194V198H198V197H200ZM208 195L212 196L213 199H216V200L219 199V197L216 195V189H215L214 186L210 189ZM43 199H44L45 201H47V200L49 199V197H48L47 195H45V196L43 197ZM121 199H122V201H126V202H127V205H128V211H129L130 215L127 216L126 219H127L128 221H141V220H142V221H145L147 227H148V228H151V229H152V232L156 234L154 240L152 241V243L149 244V245H140V247L138 248V252H139V249H140V248H144V249L149 250V246H150V245H153V242H154L157 238H159V239H161V240L166 239V236H164V235H163V238H162V235H159V236H158V229H157V227H156V226H154V227L152 226V224H153V220H154V219H152L153 213H152L151 211H149L147 208H143V209H141V207L137 204V200H138L139 198H136V199H129L128 196H126V195H124V194L122 193ZM249 199H250L249 197L245 196V197L243 198L242 201L238 202V207H239L240 211L237 212V213H235V214L230 218V219H235L236 217H240V218H242V219H243V224H242V225H234V226H233L232 228H230V229H223V231H221V220H220V219H217V220H216V224H217V226H216L215 229H214L215 233H219V235H224V236L231 235L232 233L237 232V231H239V233H240L239 248H238V249H234V248L228 246L227 244H225V245H224V249H227V250L230 249L229 251H227V252L224 253V258H228V259H227V260H225V259H224V260H220L219 264H228V262H230V261L232 260V256H231V253H232V252H240V253H241L240 256L237 258L235 264H237L238 261H241V258H243V257L246 256V254H247V249H249V247L246 245L245 240H244V237H245V235H246L245 232H244V229H245V228L248 229V233H247V235L251 236L252 238H262V237H264V236H262V235H255V234H253V233H252V229H250V228H248V227L246 226V221H245V219H244V214L248 213V211H249V208H250V207H249V203H248ZM96 203H97L96 199H92V204H96ZM197 203H203V200H202V199L197 200ZM67 204H68V201H67V200H64V201H62V202H60V203L58 204V207L62 209V208H64ZM131 205H137L136 209H135V210H132V209L130 208ZM245 206H247V207H245ZM37 207H41V206H40V205H37ZM185 207H187V205H185ZM115 212H116V211H115ZM146 213H148V214H150V215H149V216H146V215H145ZM178 213H179V216H178V217H185V212H184V211H178ZM116 214H117V212H116ZM89 215L91 216V218L89 219L88 216H86L85 219L82 221V223L89 225V226H90V230H91V229H98V230H100V233H111V234H113V239H114V240L119 241V242H121L122 244H125V245L127 246V249L130 250V251L128 252V255L132 253V244H133V241L135 240V237H136V236H139V237L141 238V236H147V235H148V232H147L146 229H145L144 231H137V228L134 226L135 223L124 224V226L120 229L119 232L115 231V230L112 228V225H111V223H110L111 218L109 217V215H107V213H102V215H103V217H104V218H102V219H97V218H96V215H93V214H91V213H89ZM133 216L136 217V220H133V219H132ZM185 218H186V217H185ZM24 219H25V217L21 214L20 217H19V219H16V220L13 221L12 228H13L14 225H15V226L20 225L21 222H22ZM101 220H103V223H100ZM226 220H229V219H225V220L223 221V223H224ZM58 222H59L60 225L63 226V227H62V231H61V236H62L63 238H67V237H69V236H72V233L69 232V227H72L73 232H74V231H75V226H74V225L64 226V221H63V220H60V221H58ZM130 225H131V226H130ZM222 225H223V224H222ZM205 231H206V230H205ZM14 232H15V231H14ZM124 232H127V233H129V234H128V235H124V234H123ZM207 232H208V231H207ZM208 233L210 234V236H206V237H205V239H204V243H203L202 245H200L198 249H197V248H194L193 246H191V244L185 242V238H183V241H181V245H180V247H174V248H173V251H177V252H179V251H181V249H188V250H190L191 253H194V254L199 255V254L202 253V248L204 247V245H211V246L213 247V249H219V248H220V245H219V243H218V238H216V240H215L216 242H215L214 244H209V241L212 239L213 232H208ZM17 235H18V233H17ZM34 235H35V234H34ZM179 236H181V234H177L176 239H177ZM183 237H184V236H183ZM177 240H178V239H177ZM92 242H93V241H91V240L87 241V242L85 243V246L89 245V244L92 243ZM258 243L261 244V245H264V240H258V242H257L256 244H258ZM256 244H254V245H256ZM105 245H106V248H108V245H107L106 243H105ZM254 245H252L251 248H252ZM74 246H75V245H74ZM153 247H155V248L157 249V248L159 247V245H156V246H153ZM153 247H151V248H153ZM241 250H243V251H241ZM32 251H33V249H32ZM38 255H39L40 257H43V256H44V252L41 253V252L39 251V252H38ZM221 255H222V254H221V252L219 251V256H221ZM126 259H128V258H126ZM106 261H108V259H104L103 262H106Z\"/></svg>",
  "mask_w": 264,
  "mask_h": 264
},
{
  "label": "clouds",
  "instance_id": "clouds-1",
  "mask_svg": "<svg viewBox=\"0 0 264 264\" xmlns=\"http://www.w3.org/2000/svg\"><path fill=\"white\" fill-rule=\"evenodd\" d=\"M183 0H179V3H182ZM254 3L259 2V4L261 6H264V0H253ZM29 3V0H24V4L25 6H27ZM31 3L34 7H36L38 0H31ZM102 3L104 5L102 11L107 14L110 11L116 10L118 7V4L116 2V0H102ZM138 3L140 5L144 4V0H138ZM191 3V0H189V4ZM160 9H164V11H161ZM41 10H37L36 12L38 14H40ZM166 11V14H165ZM9 9L7 8V6H5V8L3 9V11H0V15L3 16L4 21H6L7 23H0V29L4 30L5 33H7L8 28L10 26H12L13 24L16 23L15 20H13L12 18H10V16L8 15ZM128 12V9L125 8L123 10V12L121 13V15L123 16L125 13ZM154 14L155 20H154V24L156 26H159L160 28H163L165 30H170L174 27V23L175 22H179L180 21V16L177 14L176 10L174 7H169L166 3V0H160L159 2V7L156 4V2H152L149 4L147 10L144 13L145 17H150V15ZM39 16V15H38ZM20 22L24 25L28 26V20L27 19H20ZM71 27L68 28V31H71ZM37 31H41L42 30V26L38 25L37 26ZM198 30L200 32L204 31L203 27H198ZM178 36L181 38L183 37V33L178 29L177 30ZM67 35V33L65 34ZM5 37H0V39H4ZM74 40L76 38V36H73ZM61 39H64V37H61ZM264 50V44L258 45L256 50H249V57L252 61V64L254 66V68H260L261 66H264V56L260 55V51ZM49 51H45L44 55L47 56ZM83 50L78 51L77 53H83ZM124 64L123 62V58H121V60L118 62L116 59V55L113 52H109L108 53V59L105 60L104 57L102 56H97L94 60L93 59H89V57L87 55L83 56V61L82 63H80V66H88L90 65L93 69H95L96 72L98 73H102L104 69L106 68H116L119 67L121 72H124L125 69L122 67V65ZM10 68H15L17 70L20 69V66H18V64L15 62L14 60V54L5 50H0V81L4 80L5 74L7 72L8 69ZM137 76H140V72L137 71L136 73ZM41 79L42 77L40 75L34 74L33 71L29 70L27 71V73L23 76V81L28 85L29 88H33L37 85L41 84ZM141 79H143V77H141ZM255 79L250 80L248 87L246 89V94H248L253 100H256L259 94V87L257 86ZM124 83H126V78ZM42 86V85H41ZM103 89H108L113 87L112 84H109L107 82H102L101 84ZM99 89L94 87L92 89V93L98 92ZM5 96L0 95V109H3L4 107V103H5ZM75 98H69V96L67 95V92H63L60 96V99L57 101H52V103L55 104H60V105H64V104H68L70 103L72 100H74ZM85 103H88L89 106H91L92 103V95H89L88 98H86L84 100ZM112 101H108V100H102L100 101L102 106L107 107L108 104H110ZM74 107H76V105H73ZM227 110V108L225 106H223V102H219L217 104V106L212 110V112L209 114V119L212 118V116L216 115L217 113H219L220 115L223 114L225 111ZM129 111L131 112V120L130 123L135 124L137 122V113L134 110H131L129 108ZM0 113H2V111H0ZM241 114L245 115L248 117L247 121H242L241 125H243L244 123H248L252 120H254L258 115L259 116H264V112H257V111H253L251 114H249L248 112V108L247 107H243L241 108ZM158 115V114H157ZM63 116V113H57L56 116L54 117H60ZM176 113L173 112L172 114V120H169L166 125L164 127H158L155 130V135L157 137H159L161 134H163V136L165 137H172L174 134V130L176 128L175 123H173L174 119H175ZM2 117V116H0ZM30 118H34L33 115L28 116V119ZM78 119V117L73 116L72 117V121H76ZM108 117H105V120H107ZM65 121L67 122V119H65ZM0 125H4L5 126V131L3 134H0V178H3L4 176L9 175L10 173V166L12 164V158L14 155V141L12 139H9V130H8V126L5 122L4 119L0 118ZM193 128L192 124L188 125V129L191 130ZM93 131V138H95L96 135H98V130H92ZM252 131H256V128L253 127ZM133 135H135V132H133ZM105 136H108L107 133H105ZM53 138L59 139V136H52ZM82 140H86V137H82ZM261 141H264V137L260 138ZM22 141H24V145L25 147H27L26 141L21 138ZM256 139H253V143H256ZM63 151L61 152L62 155L65 154H73V152L76 150V146H68L66 147L63 143H61V147H60ZM93 148H95V145H93ZM108 150H109V145L105 144L104 146V154L105 156L108 155ZM32 149L28 148L27 152L25 153V155H29L31 153ZM93 151V149L89 150V153L91 154V152ZM164 155H168L169 150L168 149H164L163 150ZM257 152L260 154H264V143L259 144V147L257 148ZM197 155H199V153H197ZM151 156V155H150ZM84 163H87V161L85 160ZM210 166H212L211 163H209ZM188 165V163L186 162H181L180 167H186ZM90 167V165H88ZM153 168L156 167L155 164L151 165ZM40 168V164H36L35 167H32L28 170V173L30 176H39L40 172L38 171V169ZM87 171V168H86ZM77 178V175L73 174H69L68 175V180L69 182L74 181ZM50 179H52V177L50 176ZM125 207H127V205H125ZM247 207V206H245ZM21 211H27V209H24V205L21 203H13L8 201L7 199H5L4 197H0V237H3L7 234V232H11L12 236L15 237L17 235L16 232L12 231V224L14 221V218L17 216L18 212ZM146 216H149L150 214L146 213ZM117 214L115 211H113L109 217L111 218L110 222L112 225V228L119 232L120 229L124 226V222L123 220L117 218L114 219V217H116ZM100 223H103V220L100 221ZM158 223V221L153 220V224L152 226L154 227L156 224ZM243 224V219L240 217H236L235 219H229L226 220L223 225L222 228L223 229H230L232 228L234 225H242ZM201 228H204L206 231L208 232H213V234L215 233L214 226H210L205 228L204 224L200 225ZM7 230V231H6ZM147 230V229H146ZM148 235L147 236H141V238L139 240H134L133 244H132V253L129 254L128 259H121V255L117 252H110L108 254H104V249L106 248V245H100L99 246V250L96 251L95 249L97 248V245L92 242L89 245L85 246V245H76L75 247L77 248V252L75 256H69L68 253L71 252L73 245H69L67 248H63L61 247L59 244L56 245V257H55V261L56 264H61V261L63 260H68L71 261L73 259L77 260V261H81L83 260L85 254H87L90 257V261L91 264H102V262L104 261V259H108V261L111 262V264H151V261L145 259V257L138 252V248L140 247V245H149L152 243V241L155 238V233L148 231ZM245 232V243L246 245L249 247V249H251V246L256 244L258 242V240H264V237L262 238H252L251 236L247 235L248 233V229L245 228L244 229ZM36 239L38 240H47V236L42 234L39 230V228H37V231L35 233ZM163 238V235H162ZM183 235L179 236L177 239L179 241H183ZM216 235L212 236V239L209 241V244H214L215 240H216ZM15 249L19 250V245H14L13 246ZM194 248H199V246H193ZM40 249V245L37 244L33 247V252H37ZM157 249L155 247L153 248H149V252L150 253H156ZM229 250L227 249H222L220 250L221 252V257L224 258V253L227 252ZM243 251V250H241ZM41 253H43V251H40ZM240 252H232L231 256H232V260L230 262H228V264H235L237 258L240 256ZM10 255L6 254V255H0V264H5L6 260H7V256ZM247 255H250V253H247ZM156 261L161 262L162 261V257H160L159 255H157L155 257ZM224 260V259H222ZM256 264H264V258H260Z\"/></svg>",
  "mask_w": 264,
  "mask_h": 264
}]
</instances>
